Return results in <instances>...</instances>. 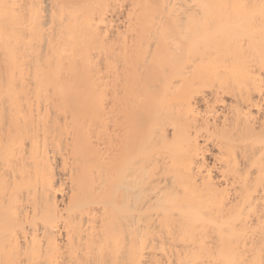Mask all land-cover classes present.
<instances>
[{"label": "bare ground", "instance_id": "6f19581e", "mask_svg": "<svg viewBox=\"0 0 264 264\" xmlns=\"http://www.w3.org/2000/svg\"><path fill=\"white\" fill-rule=\"evenodd\" d=\"M0 264H264V0H0Z\"/></svg>", "mask_w": 264, "mask_h": 264}, {"label": "rangeland", "instance_id": "374dc122", "mask_svg": "<svg viewBox=\"0 0 264 264\" xmlns=\"http://www.w3.org/2000/svg\"><path fill=\"white\" fill-rule=\"evenodd\" d=\"M214 151H215V149H214V148H211V152H214ZM166 246H167V245H165V247H166ZM158 247H160V246H158ZM158 247H157V248H158ZM165 247H163L162 249H161V248H159V250H158V252H157V253H160L159 251H162V252H164V251H163V249H164ZM160 249H161V250H160ZM165 249H166V248H165ZM155 250H156V249H155ZM162 252H161V254H162ZM165 252H166V250H165ZM165 252H164V254H165ZM161 254H160V255H161ZM158 255H159V254H158Z\"/></svg>", "mask_w": 264, "mask_h": 264}]
</instances>
